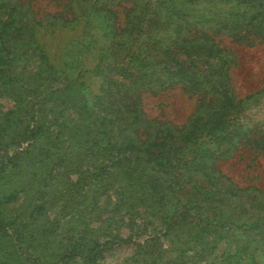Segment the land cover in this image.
Here are the masks:
<instances>
[{
  "label": "rangeland",
  "instance_id": "rangeland-1",
  "mask_svg": "<svg viewBox=\"0 0 264 264\" xmlns=\"http://www.w3.org/2000/svg\"><path fill=\"white\" fill-rule=\"evenodd\" d=\"M261 3L0 0V264H264Z\"/></svg>",
  "mask_w": 264,
  "mask_h": 264
},
{
  "label": "trees",
  "instance_id": "trees-1",
  "mask_svg": "<svg viewBox=\"0 0 264 264\" xmlns=\"http://www.w3.org/2000/svg\"><path fill=\"white\" fill-rule=\"evenodd\" d=\"M245 8L246 7L242 8L241 10H245ZM243 12H245V13L246 12H251L252 13L251 16H252L253 19H252V21L250 23L248 22L247 27L248 26H253L254 31L257 32V34L259 36H262L264 38V5H263V3L260 4V7L253 5L252 7H250L249 9H247V10H245ZM238 17H240V15H238ZM244 22H246V20ZM210 42H212V41H210ZM212 44H213V42H212ZM226 58L227 57L225 55H221V60H225ZM223 75L226 78L225 83L227 85V82H228V78L226 77L227 76V72L223 71ZM160 76H161L160 80L163 82V84L164 83L172 84L173 82L176 81V79L169 78V77H167V74H164V73H162ZM191 84L193 85V84H196V83H191ZM197 86H199V85H197ZM228 86H226L227 87L226 90L221 95V97L218 99L220 104H221V100L223 102L222 106L220 104L218 105L219 107L221 106L220 108H224V110H225V111L224 110L221 111L222 109H220L218 111V112H222L221 115H223V116L227 115L228 111H226V108L234 109L236 107L235 106V102H234L233 94L231 92V89ZM159 88H162L161 85H160ZM205 106H207V105H205ZM215 109H218V108H215ZM218 119H220V118H218ZM139 120H140V122L142 124L146 123V121L144 120V118H143V116L141 114H140ZM220 120H222L221 123H216L215 127L209 128V130H208L207 136L210 137L211 141H214V139L219 138L221 135H223V136H231L230 127H223L222 125H223V123L225 121H224L223 118H221ZM213 121L210 124H212ZM208 124H209V122H208ZM216 132H220V133L215 134ZM136 143H137V140L135 138L129 140L125 144V146L121 149V151H119V152L125 154V153H127L129 151L134 150V148L136 147ZM215 202L216 201H212V199L209 198L208 200L203 201L204 204H200L204 208V214L205 215H204V222H202L204 225L212 224L213 221H215L216 218H218V213H216V211H214V209H210L208 207V203H215ZM203 205H205V206H203ZM227 220H228L227 222H229L231 224L233 223V221H231L230 219H227ZM261 224H262L261 218H258L255 221H245V222H243L242 226L243 227H247L248 229L252 230V229L258 228L259 225H261Z\"/></svg>",
  "mask_w": 264,
  "mask_h": 264
}]
</instances>
